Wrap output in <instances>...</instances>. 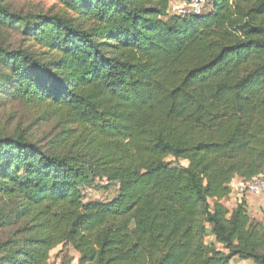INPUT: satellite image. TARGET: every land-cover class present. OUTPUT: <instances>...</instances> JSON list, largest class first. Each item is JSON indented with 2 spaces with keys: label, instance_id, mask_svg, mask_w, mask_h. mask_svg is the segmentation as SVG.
Instances as JSON below:
<instances>
[{
  "label": "trees",
  "instance_id": "obj_1",
  "mask_svg": "<svg viewBox=\"0 0 264 264\" xmlns=\"http://www.w3.org/2000/svg\"><path fill=\"white\" fill-rule=\"evenodd\" d=\"M58 1L0 0V115L52 125L0 122V264H264V224L221 203L264 173V0Z\"/></svg>",
  "mask_w": 264,
  "mask_h": 264
},
{
  "label": "rangeland",
  "instance_id": "obj_2",
  "mask_svg": "<svg viewBox=\"0 0 264 264\" xmlns=\"http://www.w3.org/2000/svg\"><path fill=\"white\" fill-rule=\"evenodd\" d=\"M11 9L14 11H21L25 14L30 13H44V14H57V13H65L63 5L58 0H9ZM25 38L19 34H11L9 37V43L14 44L15 46L19 44H25ZM10 109H12V114L16 112V120L13 121L14 125L18 124V122L23 123L25 126H29L38 133L39 137L42 139V143H46V138L50 135V131L52 125H42L43 123L36 124L34 121L36 120L35 115L30 112L21 109L19 106L10 107L6 113H1L0 122L5 123L10 114ZM48 139V138H47ZM173 167H186L187 162L183 160H177L175 158H170L168 160ZM87 195V200H102L106 201L112 198L115 194V191L108 192L105 190H101L98 188H93L89 191L85 192ZM8 231H3V238L6 239L9 236ZM219 249L222 250V247L219 246ZM78 255L74 252L73 249L65 246L59 247L55 249L51 253V259L49 264H78ZM232 264H252L251 262H245L238 258L233 259Z\"/></svg>",
  "mask_w": 264,
  "mask_h": 264
},
{
  "label": "built area",
  "instance_id": "obj_3",
  "mask_svg": "<svg viewBox=\"0 0 264 264\" xmlns=\"http://www.w3.org/2000/svg\"><path fill=\"white\" fill-rule=\"evenodd\" d=\"M212 0H173L170 13L181 16L205 15L211 10ZM231 195L242 202L248 195L264 198V173L250 180L235 179L230 184Z\"/></svg>",
  "mask_w": 264,
  "mask_h": 264
},
{
  "label": "crops",
  "instance_id": "obj_4",
  "mask_svg": "<svg viewBox=\"0 0 264 264\" xmlns=\"http://www.w3.org/2000/svg\"><path fill=\"white\" fill-rule=\"evenodd\" d=\"M244 200L246 201L250 216L264 224V198L248 195ZM221 203L229 210H234L240 202L234 195H230L229 198L224 199Z\"/></svg>",
  "mask_w": 264,
  "mask_h": 264
}]
</instances>
